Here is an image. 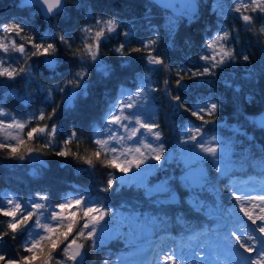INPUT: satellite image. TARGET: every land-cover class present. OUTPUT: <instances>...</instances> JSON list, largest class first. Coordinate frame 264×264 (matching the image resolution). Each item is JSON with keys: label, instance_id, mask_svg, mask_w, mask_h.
Instances as JSON below:
<instances>
[{"label": "trees", "instance_id": "trees-1", "mask_svg": "<svg viewBox=\"0 0 264 264\" xmlns=\"http://www.w3.org/2000/svg\"><path fill=\"white\" fill-rule=\"evenodd\" d=\"M11 1L0 0V8ZM198 1L200 10L191 23L185 18L187 14L165 11L150 0H70V3L65 2L64 11L52 20L43 18L36 7L0 12L1 28L12 24L24 26L19 36L15 32L8 35H11L16 48L20 45L28 48L24 54L17 53L16 48L13 52V70L18 72V77L14 80L0 79V108L25 121L24 137L38 123L36 117L41 110L49 113L60 104L52 120L47 121L50 125L57 124V132L49 136L46 130L45 134H38L35 143H51L53 149H59L63 139L75 130L78 135L71 145L74 152L101 153V159L90 168L78 160H65L50 154L34 152L26 160L19 161L5 159L4 153L0 152V206L10 193L20 199L26 209L28 202L36 201V194H46L48 200L37 202L49 207L69 198L75 200L84 196L86 205L102 202L105 208H111L113 215L103 222L101 236L107 240L104 234L110 237L118 235L124 241H114L95 253L89 250L83 264H116L118 256L121 264H145L153 243L162 234L174 236V239H169L172 242L203 243L210 251L207 257L211 261L220 263L215 256L226 261L228 257L222 237L232 228L236 214L235 202L227 191L229 181L240 193L247 195L256 191L264 194V130L253 121V117L264 109V34L261 33L264 17L257 14L253 23L244 25L237 14L226 11L233 3L240 6L239 0H220L225 6L227 19L218 14L221 9L213 8L217 0ZM248 2L264 4V0ZM89 7L92 12L88 11ZM104 21H111L117 27L112 32H109L110 25L106 27L95 63L91 62L86 51L73 56V50H83L85 45L95 40L99 24ZM170 21L177 23L174 37L169 32ZM87 31L93 32L92 37L87 36ZM125 31L130 35L122 36ZM225 32L227 37L216 40L215 49L221 46L238 56L247 54L250 62L229 63L218 69L215 77L192 79L173 87L171 82L175 79V70L205 66L199 59L201 54H207L205 40H215L217 35L223 37ZM57 33L65 38L67 44L60 42ZM155 34L159 36L153 45L155 54L163 56L172 68L171 72L160 66L153 68L148 65L143 54L121 57L116 52L121 44L126 49L130 45L141 46L144 41L155 40ZM32 35L36 42L56 45L55 72L48 69L43 57L29 60L32 49L24 38ZM214 53L213 56L216 55ZM29 63L34 76L27 71ZM104 64L110 66L108 76L101 71ZM86 69L84 77L76 74ZM141 73L148 75L145 87L141 80L148 95V121L153 114L156 115L163 130L159 143L167 149L160 166L155 163L148 183L154 185L167 180L177 195L176 203L165 200L166 194H160V198L158 195L147 196L143 189L147 188V179L145 182L127 179L122 183L120 173H115V183L110 191H101L109 176L104 161L116 160L110 150L93 141L97 139L98 132L107 127L106 114L114 109L122 96L119 95L120 89L134 91ZM165 79L169 80L168 90L180 97L179 103H173L167 91H147L151 84L163 88ZM66 80L77 82L80 87L67 86L61 100L58 87L63 86ZM44 86L52 91L51 101L47 99ZM83 91H87V95H79L73 108L65 107L71 103L70 97ZM28 92L31 95H27ZM248 97H251L250 101L246 99ZM206 100L216 101L218 112L216 122L205 125L204 132L206 135L215 133L229 144L230 152L226 155L220 153L221 159L227 162L225 169L228 175H218L212 161L204 158L202 167L207 171L208 180L187 190L180 182V179H185L181 176L185 171L181 160L188 155L185 149H194V145H181L180 137L188 134V126H200V122L179 104L195 109L204 106ZM37 156L42 163L29 161V158ZM32 167L35 169L31 170ZM148 192L154 194L149 189ZM4 224L0 218V231L4 230ZM143 228H149L152 236L141 235L140 229ZM205 230L207 233L197 240L188 239V236ZM29 232H32L31 225L18 233L15 241L7 237L0 241V253L16 258V252L19 253L22 244L28 240ZM50 243L55 241L46 240L45 248ZM40 254L43 255V251ZM142 254L144 256L141 257ZM56 258L62 259L59 252Z\"/></svg>", "mask_w": 264, "mask_h": 264}, {"label": "snow or ice", "instance_id": "snow-or-ice-1", "mask_svg": "<svg viewBox=\"0 0 264 264\" xmlns=\"http://www.w3.org/2000/svg\"><path fill=\"white\" fill-rule=\"evenodd\" d=\"M65 2L70 3V0H55L54 4H49L48 0H20L21 7L34 6L39 3L41 6L47 10L48 14L51 16L52 13L57 8H63ZM191 5L190 14L185 16L188 22H193L197 18L198 14V3L197 0H189ZM240 6L227 7L226 11L233 12L239 16L240 22L244 25H248L254 22L257 14L264 17V4H255L248 2V0H239ZM77 7L79 5L77 4ZM214 9H221L218 13L224 19H227L225 14V6L217 0L213 4ZM92 12L91 7L88 9ZM98 15V13H97ZM109 32L116 29L117 25L113 24L111 21L108 22ZM170 34L174 37L177 31L176 21H170ZM3 30L9 34L15 32L17 36L24 31V26L22 25H5L2 26ZM261 33L264 34V29H261ZM57 38L60 42L67 44L65 38L57 33ZM122 36H129L130 33L125 31L121 33ZM227 32L224 36L217 35L215 40L209 38L205 40L204 47L207 54H201L199 59L203 62L205 66L202 68H187L175 70V79L171 82L173 87H178L184 81H189L197 78L204 77H215L217 70L221 67L229 64L236 63L237 61L248 63L250 62V56L247 54L237 55L236 53L220 49V53L213 56L212 53L216 51L215 43L216 40L226 38ZM155 40H147L141 46L130 45L125 49V45L121 44L120 47L116 48V52L121 57H127L132 54H143L146 63L153 68L156 66L162 67L163 70L171 72L172 68L169 67L167 61L162 55H157L156 45L159 40V36L155 34ZM105 38L103 32L97 31L95 34V40L89 44L85 45V49H77L72 51V55L76 56L80 51H86L92 63L99 58L101 41ZM27 40L28 47L32 49V53L29 57L31 61L32 58H45L44 63L47 65L48 69L55 72L57 67V61L54 58L57 53V47L54 43H43L36 42L33 35L25 37ZM125 49V50H122ZM28 48L20 45L16 48V52L24 54L27 52ZM6 49L0 47V54H4ZM107 55V54H105ZM24 71L23 69L20 70ZM27 71L34 76L32 73V68L29 63ZM101 71L104 76L110 74V66L104 64L101 66ZM80 77H84L87 74V69L79 71L76 73ZM18 77V72L16 70H10L8 67H4L0 63V79L14 80ZM140 77L147 78L145 73H141L138 76V86L132 92H129L125 88L120 89L119 95H127L128 103L123 100L118 99L115 103L114 111L108 112L105 117V123L113 125L120 128L122 131L129 130V142L133 144L132 141L138 139L139 144H147L152 146L151 150L148 151L142 159L135 160L128 165H119L118 159L105 160L104 164L109 169L108 179L105 181V186L101 188V191L108 192L111 190L115 183V173H120L122 176L121 182L124 183L125 180L133 176H140L141 173H150L152 169L148 168V162L154 161L157 167L160 166L162 158L165 156L167 151L166 146L159 141L163 138V130L159 123L158 118L155 114L152 115L151 121H146L141 115H129L133 109H135L138 104L133 99V96H138L144 91L142 88V82ZM163 88H157L152 84L149 85L147 91L158 92L167 91L168 98L173 103H179L180 97L173 94L168 90L169 80L165 79L162 81ZM73 86L79 88L80 85L77 82L66 80L63 86L58 87V91L61 94V100L63 92L67 86ZM45 87L47 92V99L51 101L53 99V94L50 88ZM239 91V89H237ZM27 95H31L28 92ZM79 95H87V91L78 92L75 96L70 97L71 103L65 104L66 108H73L75 106L76 100ZM249 101L251 97L246 98ZM148 103V95L145 94L143 103L139 105L141 109H144ZM180 108L188 111L195 120L200 122V126H188V134L180 137V144H193L194 149H185L188 153V162L185 164L181 160L185 171L181 175L186 179H180L182 186L189 190L191 185V177L195 171L204 164V158H208L212 161L214 165L215 172L220 176H227L228 172L220 164V153L223 148L222 137L212 133L206 135L204 132V126L208 124L215 123L217 120L218 103L214 100L204 102V106H198L195 109H189L184 104H179ZM60 104L52 109L51 112L45 113L41 110L39 116L36 117L37 124L29 129L28 133H25L24 137L16 136L13 137L14 143H0V152L4 153L5 159L24 161L27 157L36 152L44 155H55L56 157L67 159L78 160L81 164L87 165L88 167H93L95 161L101 159V153L97 151L88 152V154H81L74 152L72 150L73 139L78 135L75 130L71 131V134L63 139L62 146L59 149H53L52 144H37L35 141L38 140V134L43 135L47 130L49 136H54L57 132V124H48L47 121L52 120V117L56 114L57 109ZM113 107V105L111 106ZM254 123L260 128H264V116L258 117ZM16 126L23 129L24 125L16 122ZM97 132L99 129L96 130ZM143 132V134H141ZM118 135V134H117ZM147 137L151 138L152 142H149ZM153 141L155 144L153 145ZM95 144H100V140L96 139L93 141ZM104 147V145H101ZM113 148H118V145H112ZM183 148V147H182ZM143 169V171H142ZM135 173L134 175H132ZM147 176L146 184L147 188L145 193L147 196L151 197L159 194H166L168 199L174 197V202H177V195L169 187V182L167 180H161L154 185L148 183L149 177ZM200 181L208 180V174L203 166V171L200 173ZM156 185H161L162 189H168L169 191H157L155 194H149L148 189L155 187ZM227 191L231 194L233 201L235 202V211L242 214L244 220H246L254 229L255 233H258L260 240L256 239L255 235L244 231L241 227L240 232L236 228H231L225 234L222 239L226 248V255L228 259H221L219 256L214 258L219 260L220 264H264V194H251L246 195L236 191L235 185L229 181L227 185ZM48 200L46 194H36L35 202H28L27 209L24 204L21 203L20 199H16L12 194H7L3 198V206H0V218L5 221V227L3 231H0V241L4 240L6 237L15 241L16 236L21 231L25 230L31 225L33 231H38V235L32 237L31 232H29L28 240L22 244L19 253L16 252V258H9L6 254L0 253V264H83L84 257L89 250L96 252L101 247H107L112 242L117 240H123L120 236H112L107 240H104L101 236V230L103 222L107 217L113 215V210L111 208H105L103 203H90L85 204V197L82 196L78 199L72 200L69 198L66 201H62L49 207L44 203H39ZM39 201V202H37ZM247 202V204L245 203ZM194 208V207H193ZM197 210V209H196ZM230 211H233L231 208ZM45 213L48 214V219L44 220L43 216ZM207 230L203 233L197 232L188 236L190 241L197 240L201 235H205ZM169 239H174L171 234L159 235L151 248V255L148 256L145 264H200L201 261L205 259L203 251H195V261L189 258H185L193 248L191 243L169 245L165 247V243ZM55 241V243H50L45 248V241ZM124 241V240H123ZM205 245L201 243L199 245L200 249H203ZM43 251V255H41ZM59 252V256L62 259H57L56 254ZM162 254V259H161ZM116 264H121L119 256L116 259Z\"/></svg>", "mask_w": 264, "mask_h": 264}, {"label": "rangeland", "instance_id": "rangeland-1", "mask_svg": "<svg viewBox=\"0 0 264 264\" xmlns=\"http://www.w3.org/2000/svg\"><path fill=\"white\" fill-rule=\"evenodd\" d=\"M108 26H109V24L107 21H104V23H100L99 24V27H100L99 31L100 32L106 31V27H108ZM88 32L89 31H87V33ZM92 35H93V32L87 34V36H89V37H92ZM13 41L14 40L11 38V35H8V32L4 31L3 28L0 27V47H3L4 49H6V52L4 54H0V63H2L4 67H8L10 70L14 69L13 52H15L14 50L16 47L14 46ZM221 48H222L221 46H218L216 48L217 51H215L214 55L216 53H220ZM140 79L143 82V87H145V84L148 82V75H147V78L141 77ZM145 94H146V90L144 89V91L141 92L138 96H135V95L133 96V99L138 104V106L135 109H133L132 112L129 113V115H141L146 121H148V114H147L148 107H147V105L144 109H141L139 107V105L143 103ZM119 99L123 100L125 103L129 102L127 100V95H122ZM114 109H115V107H114ZM114 109L112 111H114ZM16 122L23 124L24 127L26 125L25 121H22V120L16 118L14 115H12V114L6 112L4 109L0 108V143L12 144V143H14L13 137H16V136L22 137V130L23 129H20L19 127H17ZM141 134H143V132H141ZM128 136H129V130L125 129L122 131L120 128H117L113 125L107 124V127L104 129V131L98 132L97 139L100 140V142H101L100 145H104V147H102V148L110 150L112 152L113 158L116 161L118 159L119 165L130 166L133 161L142 159L144 157V155L148 151L151 150L152 146L147 145V144H139L138 143L139 138H137V140H135V141H132L133 144H130L131 142H129ZM146 139H148L149 142H152L150 137H147ZM154 144H155V141H153V145ZM112 145H118V148H113ZM229 152H230L229 144H227L226 142H223V148H222L221 153L226 155ZM188 158H189V156L186 155L183 158V161L185 163H187ZM29 161H31L33 164L42 163L41 159L38 156L35 157L34 159L29 158ZM220 164L224 168L227 166V162L223 161V159H220ZM147 167L152 169V171L150 173H141L140 176H133V177L128 178V179H130L131 181L132 180H138L141 182H145V180L147 179V176L153 174L154 169H155V162L149 161ZM34 169H35L34 167L31 168V170H34ZM142 171H143V169H142ZM202 171H203V167L201 165L200 168H198L195 171V173L193 174V176L191 177V185L189 186L191 189H194L195 187L201 185L204 182V181H200V178H199L200 173ZM134 174L135 173H133L132 175H134ZM149 191L151 193L155 194L157 191L167 192L169 190L168 189H162L161 185H156L155 187L149 189ZM253 194H261V193L255 191ZM247 195H251V194H247ZM158 198H160V194L158 195ZM165 200L174 201V197L172 199L165 198ZM245 203L247 204V202H245ZM43 219L47 220L48 216L45 214L43 216ZM241 227L244 229V231L249 232L252 235H255L257 240L261 239L259 234L255 233L252 226L246 220H244V218L242 217V214L236 212L235 218L233 220L232 228H236V230L238 232H240ZM140 233H141V235L147 234V236H152V232L149 228L140 229ZM38 234H39L38 231L32 230V232H31L32 237H35ZM240 234L243 235V232H240ZM104 236L106 239L110 238V236L108 234H104ZM154 243H153L152 247L154 246ZM177 244H183V243L182 242L181 243L176 242V241L172 242L170 240H167L165 243V247H167L169 245H177ZM191 244L193 245V248L191 249L190 253L188 255H186V257H185L186 259L189 258V255H190L191 259H193L195 261L194 252L199 250V251H203L204 256H205V259L203 261H201L200 264H215L213 261H211L210 258L207 257V255L210 254V251L207 247L200 249L199 248L200 243L191 242ZM142 256H144V254H142L141 257ZM162 258L163 257L161 254V259ZM218 264H220V263H218Z\"/></svg>", "mask_w": 264, "mask_h": 264}, {"label": "water", "instance_id": "water-1", "mask_svg": "<svg viewBox=\"0 0 264 264\" xmlns=\"http://www.w3.org/2000/svg\"><path fill=\"white\" fill-rule=\"evenodd\" d=\"M153 4H155L157 7L169 11V12H177L181 14H190V8L191 5L189 3V0H150ZM49 4H54L55 0H48ZM198 3V13L200 10V4L199 1L197 0ZM28 7H36L41 14V16L47 20H52L54 19L55 16L61 14L64 11L65 8V3L63 5V8H57L52 15L50 16L47 12L46 9H44L41 4L37 3L34 6H28ZM11 8H26V7H21L20 6V0H13L10 3H8L5 7L0 8V12H3L5 10L11 9ZM219 53H216V55ZM264 116V109L257 113L253 117V121H255L258 117ZM256 124V123H255ZM260 128V127H259ZM264 130V128H261Z\"/></svg>", "mask_w": 264, "mask_h": 264}]
</instances>
